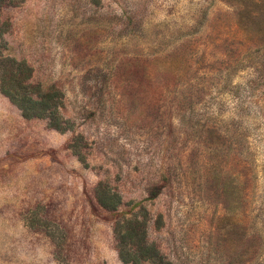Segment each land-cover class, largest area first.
I'll return each mask as SVG.
<instances>
[{"label": "rangeland", "instance_id": "374dc122", "mask_svg": "<svg viewBox=\"0 0 264 264\" xmlns=\"http://www.w3.org/2000/svg\"><path fill=\"white\" fill-rule=\"evenodd\" d=\"M13 67L64 130L0 89V264H132L119 217L138 256L264 264V0H0Z\"/></svg>", "mask_w": 264, "mask_h": 264}, {"label": "trees", "instance_id": "16d2710c", "mask_svg": "<svg viewBox=\"0 0 264 264\" xmlns=\"http://www.w3.org/2000/svg\"><path fill=\"white\" fill-rule=\"evenodd\" d=\"M27 79L19 70H14V67L0 70V89L21 110L25 118H45L51 128L63 131L64 128L55 116V103H51V99L39 88L35 90ZM95 196L103 209L107 211L117 209L118 196L113 194L106 184L97 183ZM131 223V219L120 217L114 222L116 247L120 259L132 264H163L153 249H150L152 251L146 255L138 256L131 242L133 233L128 231Z\"/></svg>", "mask_w": 264, "mask_h": 264}]
</instances>
